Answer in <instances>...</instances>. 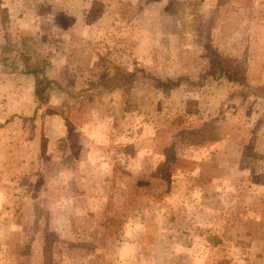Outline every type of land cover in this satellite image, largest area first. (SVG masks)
I'll list each match as a JSON object with an SVG mask.
<instances>
[{"label": "rangeland", "instance_id": "374dc122", "mask_svg": "<svg viewBox=\"0 0 264 264\" xmlns=\"http://www.w3.org/2000/svg\"><path fill=\"white\" fill-rule=\"evenodd\" d=\"M0 264H264V0H0Z\"/></svg>", "mask_w": 264, "mask_h": 264}, {"label": "trees", "instance_id": "16d2710c", "mask_svg": "<svg viewBox=\"0 0 264 264\" xmlns=\"http://www.w3.org/2000/svg\"><path fill=\"white\" fill-rule=\"evenodd\" d=\"M1 14L3 15V13L1 12ZM2 17V16H1ZM23 63L25 66V73L27 75H32L34 77V95L36 97V99L38 101H40L41 103H46L47 102V92L49 90V83L48 81L42 77V75L44 74V70L41 69H34L29 65V59L27 58V56H23ZM214 61L216 63V65L219 66L220 72L222 74L227 75L228 79L230 81H234L237 82L239 84H243L244 81V77L242 74H240L239 76H237L236 71H235V67L230 66L229 64V58L223 56V55H217L214 58ZM119 70H123L124 74L123 76H119L118 73L116 76L111 78L110 84L112 83L113 87H123L126 86L127 84L132 83V78L134 77V75L132 74V72L127 71L126 69L123 68H119ZM117 72V71H116ZM107 75L106 73H102L101 74V80L106 79ZM134 80V79H133ZM106 84V86L110 85L108 83H104L103 85ZM159 87H163L164 89L169 88H175L177 87V83L174 82H158ZM168 88V89H169Z\"/></svg>", "mask_w": 264, "mask_h": 264}, {"label": "crops", "instance_id": "0c3cea01", "mask_svg": "<svg viewBox=\"0 0 264 264\" xmlns=\"http://www.w3.org/2000/svg\"><path fill=\"white\" fill-rule=\"evenodd\" d=\"M32 76V75H31ZM33 77V76H32Z\"/></svg>", "mask_w": 264, "mask_h": 264}]
</instances>
